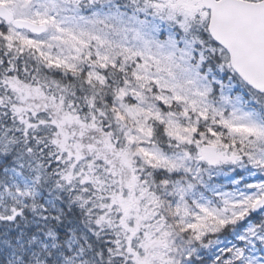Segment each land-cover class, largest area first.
Wrapping results in <instances>:
<instances>
[{
	"label": "snow or ice",
	"instance_id": "snow-or-ice-1",
	"mask_svg": "<svg viewBox=\"0 0 264 264\" xmlns=\"http://www.w3.org/2000/svg\"><path fill=\"white\" fill-rule=\"evenodd\" d=\"M0 264H264V0H0Z\"/></svg>",
	"mask_w": 264,
	"mask_h": 264
}]
</instances>
